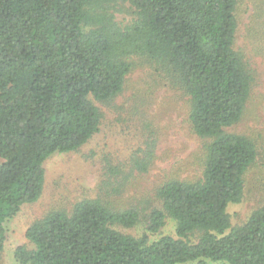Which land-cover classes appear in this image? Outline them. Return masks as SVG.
I'll return each instance as SVG.
<instances>
[{"label": "trees", "instance_id": "16d2710c", "mask_svg": "<svg viewBox=\"0 0 264 264\" xmlns=\"http://www.w3.org/2000/svg\"><path fill=\"white\" fill-rule=\"evenodd\" d=\"M239 1L0 0V259L4 224L44 193L45 160L87 145L102 105L137 148L103 157L94 196L37 216L18 264H264V130L235 131L264 69L236 46ZM145 69L188 100L199 178L135 188L170 155L147 117L152 89L125 94ZM253 170L262 194L233 226L228 208L245 200Z\"/></svg>", "mask_w": 264, "mask_h": 264}, {"label": "rangeland", "instance_id": "374dc122", "mask_svg": "<svg viewBox=\"0 0 264 264\" xmlns=\"http://www.w3.org/2000/svg\"><path fill=\"white\" fill-rule=\"evenodd\" d=\"M129 4L126 5V8ZM239 28L236 46L249 56L256 57L264 69V0H240L238 6ZM127 13H118L117 19L127 23L131 20ZM150 69L136 71L130 76L127 96L139 89L148 97L152 89L148 108V119L154 128L160 130L161 147L169 150L170 155L156 160L151 172L145 179L135 184V188L150 189L165 177L178 175L183 179L199 178L202 173L201 141L192 132L188 123V100L181 94L156 86V78ZM264 81V77L261 78ZM156 82V83H155ZM104 116L101 131L95 134L80 151L55 153L44 162L46 184L43 195L34 202L21 207L17 217L4 224L5 243L0 264H18L15 251L19 246L27 245L25 233L34 219L49 209L55 201L75 202L96 194L97 182L102 169L101 161L108 156L114 161L129 156L138 144V137L129 134L127 124L116 123L119 115L109 107L102 106ZM257 128L264 130V88H257L252 97L249 112L235 128L240 133L250 134ZM264 137V135H263ZM86 156H92L87 158ZM260 174L253 170L247 176L245 200L237 205H230L228 211L233 226L240 225L256 207L255 199L260 198L258 180ZM169 224L167 231H171ZM140 232V229L135 230Z\"/></svg>", "mask_w": 264, "mask_h": 264}]
</instances>
